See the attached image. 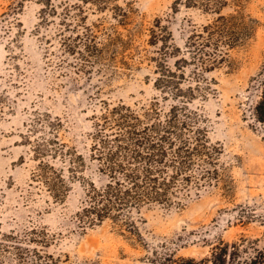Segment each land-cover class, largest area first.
Here are the masks:
<instances>
[{
  "label": "rangeland",
  "instance_id": "374dc122",
  "mask_svg": "<svg viewBox=\"0 0 264 264\" xmlns=\"http://www.w3.org/2000/svg\"><path fill=\"white\" fill-rule=\"evenodd\" d=\"M173 1L134 0L125 25L108 10H88L97 40L108 32L131 39L126 64L121 54L114 61L106 54L81 71L77 56L60 45L59 16L41 22L37 0H24L6 15L11 0H0V264H140L164 244L176 255L195 257L208 255L220 242L258 239L257 245H264V131L248 116L253 97L248 88L264 61V0H227L221 14L243 15L252 34L227 50L208 74L215 79L214 93L188 105L198 113L195 118H205L209 142L220 148L217 176L198 188L190 185L188 194L181 191L178 204L142 207L132 216L137 232L110 218L84 227L78 223L85 179L100 177L88 150L102 100L112 105L120 99L138 110L159 93L152 84L147 28L156 16L164 18L171 43L182 47L194 28L214 17L182 2L175 10ZM170 102L161 101L160 109ZM38 116L59 121V139L85 157L62 202L32 180L36 161L23 135Z\"/></svg>",
  "mask_w": 264,
  "mask_h": 264
},
{
  "label": "trees",
  "instance_id": "16d2710c",
  "mask_svg": "<svg viewBox=\"0 0 264 264\" xmlns=\"http://www.w3.org/2000/svg\"><path fill=\"white\" fill-rule=\"evenodd\" d=\"M117 1L37 0L41 22L59 16L60 45L67 54L77 56L81 71H87L86 66L99 62L106 54L114 61L119 53L121 63L126 64L124 52L129 48L130 36L108 32L100 41L94 33L96 23H87L88 10H108L118 24L125 25L134 0H121L123 4ZM23 2L11 0L4 14L16 12ZM181 2L199 6L214 17L194 28L182 47L171 43V31L164 18L156 16L147 28L146 42L152 47L148 59L154 64L155 75L152 84L159 93L138 110L120 99L112 105L102 100L104 108L99 118H92L88 150V158L95 162L100 177L98 182L85 179L76 211L81 227L110 218L129 232H137L132 216L142 207L178 204L181 191L188 194L190 185L198 188L217 176L220 148L209 142L205 118H195L198 113L188 105L196 97L214 93L215 79L208 74L224 60L227 50L251 36L253 27L243 24L241 14H221L227 0H174L175 10ZM234 18L240 22L234 23ZM252 80L248 116L264 131V61ZM168 99V109H160V102ZM39 117L33 118L29 133L23 135L36 161L32 180L41 184L54 201L62 202L71 182L84 169L85 157L75 146L59 139V121ZM30 133L35 136L32 138ZM257 241L220 242L202 257L176 255L164 244L160 252L153 250L140 264H264V245L259 247Z\"/></svg>",
  "mask_w": 264,
  "mask_h": 264
}]
</instances>
